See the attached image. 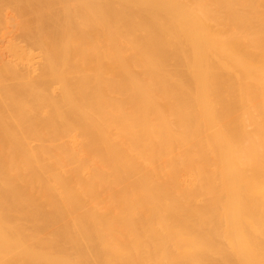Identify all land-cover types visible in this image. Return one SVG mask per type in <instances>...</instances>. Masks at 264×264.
Masks as SVG:
<instances>
[{"label":"bare ground","instance_id":"bare-ground-1","mask_svg":"<svg viewBox=\"0 0 264 264\" xmlns=\"http://www.w3.org/2000/svg\"><path fill=\"white\" fill-rule=\"evenodd\" d=\"M0 264H264V0H0Z\"/></svg>","mask_w":264,"mask_h":264}]
</instances>
